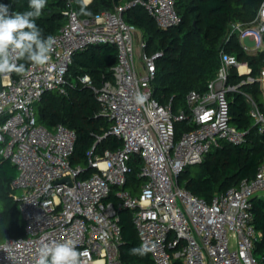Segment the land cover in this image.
Instances as JSON below:
<instances>
[{"label":"built area","instance_id":"built-area-1","mask_svg":"<svg viewBox=\"0 0 264 264\" xmlns=\"http://www.w3.org/2000/svg\"><path fill=\"white\" fill-rule=\"evenodd\" d=\"M63 2L66 22L52 35L56 44L50 61L28 65L24 75H1L0 154L16 167L12 186L21 191L24 235L0 242L9 244L7 252L0 250V264H35L42 237L47 238L43 242L74 240L78 250L90 252V264H126L119 249L120 208L132 211L140 243L155 246L148 252L154 264H264L255 255L262 233L253 212L254 198L264 199V163L254 177L210 200L180 183L187 167L202 163L224 142L240 145L248 139L249 129L232 122V93L245 97L248 114L264 133V67L254 74L247 60L228 51L234 39L248 54L264 52L260 8L252 21L230 23L216 76L204 90L188 91V112L175 114L172 98L161 104L154 96L163 52H148L143 39L136 56L137 28L124 12L141 5L159 28L169 29L181 22L176 0H131L92 17L82 16L75 0ZM105 44L118 51L113 79L97 86L89 74L77 78L92 89L101 114L110 120L104 136L115 135L122 145L98 153L94 146L88 152L89 172L71 162L75 129L61 122L47 127L38 120L36 106L48 93L68 95L77 85L70 71L76 53ZM233 70L237 81H232ZM254 84L262 101L246 88ZM178 121L193 128L177 135ZM136 163L142 179L133 193L128 184Z\"/></svg>","mask_w":264,"mask_h":264},{"label":"trees","instance_id":"trees-1","mask_svg":"<svg viewBox=\"0 0 264 264\" xmlns=\"http://www.w3.org/2000/svg\"><path fill=\"white\" fill-rule=\"evenodd\" d=\"M129 1L131 0H92L88 5V10L92 14L82 16L92 17L112 9L116 4L125 5ZM263 1L176 0L181 22L169 29L159 28L141 5L126 9L124 18L142 31L147 51L151 49V52H163L157 60V76L153 81L155 98L161 104H166L172 98L174 110L178 106L188 112L186 104L188 91L204 90L207 83L217 74L220 65L219 46L225 45L230 23L252 21ZM0 4L9 5L11 11H24L27 10L28 0H0ZM179 6L183 8V14ZM75 7L80 13L79 0H75ZM65 8L63 0H47L46 8L36 21L44 37L57 33L65 24ZM189 15L197 18V25L187 24ZM155 42L157 45L153 49ZM228 51L235 53L241 60H247L254 74H258L264 67V52L248 54L234 39L228 45ZM117 62L118 51L110 44L92 46L76 53L70 71L71 78H75L77 85L69 88L68 95L48 93L37 107L38 120L47 127L51 128L61 122L75 129L77 140L71 162L73 165H81L89 172L91 168L88 152L94 146L96 153L103 152L107 148L116 150L121 147L122 141L115 135L104 136L109 130L110 120L101 114L100 105L92 89L82 85L77 77L89 74L94 83L100 86L105 80L113 79ZM20 63H25L26 67L29 65L23 60ZM74 64L77 67L72 69ZM15 76L18 75L15 73ZM238 79L236 70H233L232 81ZM2 86L0 75V89ZM246 88L262 101V91L258 84ZM230 103L232 122L239 128L249 129L246 142L240 145L224 142L200 163L203 167L201 173L190 177L184 183L182 176L189 173L188 167L180 175V183L183 186L207 200L230 186L237 185L243 179L254 177L259 166L264 163V133L257 131L254 120L248 114L245 97L239 93H232ZM182 124L184 130L193 128L187 121H182ZM99 137H102L100 141H98ZM140 168V164L136 163L129 177L128 187L133 193L138 191L136 185L142 179L138 177ZM15 175L16 167L0 154V242L6 237L24 235V222L18 203L19 195L12 186ZM110 198L115 200V193H112ZM253 204L254 224L262 233V237L255 245V255L264 262V199L254 198ZM117 213L122 228V240L119 246L121 259L126 264H154L148 253L143 257L128 254L129 249L141 243L133 224L132 211L120 208Z\"/></svg>","mask_w":264,"mask_h":264},{"label":"clouds","instance_id":"clouds-1","mask_svg":"<svg viewBox=\"0 0 264 264\" xmlns=\"http://www.w3.org/2000/svg\"><path fill=\"white\" fill-rule=\"evenodd\" d=\"M79 4L81 15L92 14L88 10L90 0H79ZM46 6L47 0H28L27 10L11 11L9 5L0 4V75L26 74V64L18 61H26L31 66L50 61L56 39L51 35L44 37L36 23ZM259 15L264 18V4L260 6ZM46 239L41 238L35 264H90V252L78 250L74 240L43 242ZM154 247L145 242L129 249L128 254L143 257ZM8 248V243L0 245V250L5 252Z\"/></svg>","mask_w":264,"mask_h":264},{"label":"rangeland","instance_id":"rangeland-1","mask_svg":"<svg viewBox=\"0 0 264 264\" xmlns=\"http://www.w3.org/2000/svg\"><path fill=\"white\" fill-rule=\"evenodd\" d=\"M179 10L181 11V13H182V11H183V8L181 9V7L179 6ZM183 14V13H182ZM153 22V21H152ZM191 23H193V24H195V25H197L198 24V22H197V18H195V16H188V18H187V24H191ZM153 25L155 26V29H157L156 28V25L154 24V22H153ZM159 32H160V30H159ZM143 43V33H142V31L141 30H138L137 29V32H136V40H135V47H136V56L138 57V55H139V53H140V51L142 50V44ZM156 42L155 43H153V46H152V48L153 49H155V47H156ZM148 48H150V47H148ZM148 52H151V49H148ZM75 67H77V65H73V67H72V69H75ZM2 77V76H1ZM75 78L74 77H72L71 78V80H74ZM262 100V99H261ZM41 105V103H39L37 106H36V108L37 107H39ZM55 110V109H54ZM182 111V108H178V106H176V108H175V110H174V113L175 114H178V113H180ZM100 125H102L103 126V124H100ZM176 127H177V135H180L181 133H182V131L184 130V126H183V124H182V122L181 121H178L177 123H176ZM0 146H1V144H0ZM188 170H189V173L187 174V175H183L182 176V183H184L185 181H187L190 177H194V176H196L197 174H199V173H201L202 171H203V167H202V165H200V164H196V165H191L190 167H188ZM15 193L17 194V195H19L20 196V194H21V191H20V189H16L15 190Z\"/></svg>","mask_w":264,"mask_h":264},{"label":"water","instance_id":"water-1","mask_svg":"<svg viewBox=\"0 0 264 264\" xmlns=\"http://www.w3.org/2000/svg\"><path fill=\"white\" fill-rule=\"evenodd\" d=\"M221 46H222V45L219 46V49H221ZM257 125H258V124H257ZM257 125H256V127H257ZM63 181H67L68 183H70V179H69V178H65V179H63Z\"/></svg>","mask_w":264,"mask_h":264},{"label":"crops","instance_id":"crops-1","mask_svg":"<svg viewBox=\"0 0 264 264\" xmlns=\"http://www.w3.org/2000/svg\"><path fill=\"white\" fill-rule=\"evenodd\" d=\"M92 0H90V2H91Z\"/></svg>","mask_w":264,"mask_h":264}]
</instances>
